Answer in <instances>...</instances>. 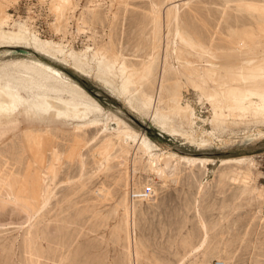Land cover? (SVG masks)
<instances>
[{"label": "rangeland", "instance_id": "obj_1", "mask_svg": "<svg viewBox=\"0 0 264 264\" xmlns=\"http://www.w3.org/2000/svg\"><path fill=\"white\" fill-rule=\"evenodd\" d=\"M55 2L0 0L5 27L23 26L46 55L30 56L79 85L101 120L61 115L0 136V264H264V138L243 144L264 132L263 102L248 97L264 92V0ZM127 78L131 107L101 86ZM155 114L173 137L155 136ZM118 123L211 163L159 179ZM195 135L213 144L197 149Z\"/></svg>", "mask_w": 264, "mask_h": 264}, {"label": "bare ground", "instance_id": "obj_2", "mask_svg": "<svg viewBox=\"0 0 264 264\" xmlns=\"http://www.w3.org/2000/svg\"><path fill=\"white\" fill-rule=\"evenodd\" d=\"M67 4H69V0H56L53 6L55 11L62 12ZM1 9L2 8L0 7V15L5 17V20L0 22V51L3 50L0 52V136L13 132L17 127H21V123L23 124L22 126H24L26 124L28 125L38 122L39 124L44 123L51 127V121L53 120H51L50 117L53 119L54 117L61 115H63V120L60 123V126H63L62 124L67 121H72V119H88V123L93 121L94 125H98L101 120H99L101 113V107L99 104L79 85L73 82V80L67 78L64 73L53 68L49 64L36 58H32L29 51L41 56L46 55L42 50L29 43L26 30L23 26H19L15 31L6 29L5 26L9 18L3 14ZM12 55H21L24 59H18L15 57L16 60L11 58L12 60L9 63H4L2 61V59H4L3 57ZM261 74L264 75L263 69L261 70ZM138 85V82H134L133 80H130V78L124 79L119 85H116V82L113 81L109 82V84L101 83L102 87L107 91L116 94L118 97H121L122 94L128 95L131 98L127 101L129 105L134 94L139 91ZM248 97L252 99H260L263 102V105H256V109L260 112V115L264 120V92H248ZM143 104L145 107L150 106L147 101H143ZM18 112L21 114V120L24 122L19 120ZM153 117L155 118L153 127L159 132L158 135L160 137H173L166 129L169 127L165 128L166 124L162 121L159 122L157 114ZM195 118V113L193 110H190L189 120L191 126H194ZM102 125L100 126L103 127ZM106 126H108V124ZM118 126L121 127V129H119L121 130L120 132L125 135L123 143L129 145L128 141H133L137 150L140 151L144 157H147V167L150 172H154L159 179L161 178L164 181L172 180L174 178L176 168L181 161L192 163L200 160L211 163L210 159L200 156L192 157L180 155L177 152H162L160 148L150 142L144 134L139 135L138 132L136 133L122 123H118ZM196 137H188L187 142L197 149L207 150V148L211 147L210 145L213 144L207 138L202 139L198 138L199 136ZM262 138H264V132H258L256 135L251 134L250 136L243 138V144L254 143ZM113 146L112 143H108V145L104 146L103 150L100 151V153H97V155L105 158L106 153L109 149H113Z\"/></svg>", "mask_w": 264, "mask_h": 264}, {"label": "built area", "instance_id": "obj_3", "mask_svg": "<svg viewBox=\"0 0 264 264\" xmlns=\"http://www.w3.org/2000/svg\"><path fill=\"white\" fill-rule=\"evenodd\" d=\"M149 192H150V190L149 189H146V191L140 192V196H138V197H147L148 194H149ZM134 197H136V196H134Z\"/></svg>", "mask_w": 264, "mask_h": 264}, {"label": "water", "instance_id": "obj_4", "mask_svg": "<svg viewBox=\"0 0 264 264\" xmlns=\"http://www.w3.org/2000/svg\"><path fill=\"white\" fill-rule=\"evenodd\" d=\"M147 129H149V128H147ZM155 136L158 137V138H160V139H162V138L158 135L157 132H156Z\"/></svg>", "mask_w": 264, "mask_h": 264}]
</instances>
